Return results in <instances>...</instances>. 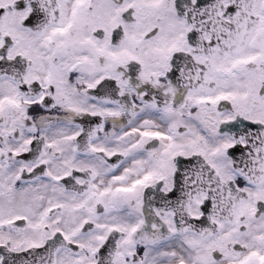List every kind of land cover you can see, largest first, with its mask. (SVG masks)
<instances>
[{
    "label": "snow or ice",
    "instance_id": "1",
    "mask_svg": "<svg viewBox=\"0 0 264 264\" xmlns=\"http://www.w3.org/2000/svg\"><path fill=\"white\" fill-rule=\"evenodd\" d=\"M0 264H264V0H0Z\"/></svg>",
    "mask_w": 264,
    "mask_h": 264
}]
</instances>
